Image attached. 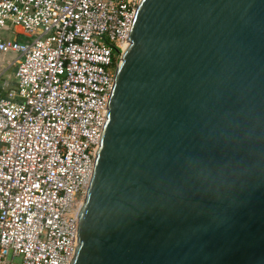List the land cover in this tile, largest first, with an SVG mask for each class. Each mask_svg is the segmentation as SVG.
Here are the masks:
<instances>
[{
    "label": "water",
    "instance_id": "obj_1",
    "mask_svg": "<svg viewBox=\"0 0 264 264\" xmlns=\"http://www.w3.org/2000/svg\"><path fill=\"white\" fill-rule=\"evenodd\" d=\"M69 264H264V0H139Z\"/></svg>",
    "mask_w": 264,
    "mask_h": 264
},
{
    "label": "built area",
    "instance_id": "obj_2",
    "mask_svg": "<svg viewBox=\"0 0 264 264\" xmlns=\"http://www.w3.org/2000/svg\"><path fill=\"white\" fill-rule=\"evenodd\" d=\"M138 3L0 0V78L13 69L0 86V264L74 258L79 207ZM10 27L35 38L4 40Z\"/></svg>",
    "mask_w": 264,
    "mask_h": 264
},
{
    "label": "rangeland",
    "instance_id": "obj_3",
    "mask_svg": "<svg viewBox=\"0 0 264 264\" xmlns=\"http://www.w3.org/2000/svg\"><path fill=\"white\" fill-rule=\"evenodd\" d=\"M9 25V23H8ZM20 30L14 28V27H10V29L4 33H1V36L4 40H12L14 39L15 37H17L18 40H20L21 42H26V43H29L31 41H33V39L35 38L34 36H25V35H22V34H19L17 36V34L15 32H18ZM13 75V69H10L8 70L7 72H5L3 74V76L0 78V86L3 85L4 81L6 80V76H10L12 77ZM7 89L9 88V84H7ZM10 86H12V82L10 83ZM9 260H11V255L9 256ZM19 259L16 258L13 260V263L17 264L19 263Z\"/></svg>",
    "mask_w": 264,
    "mask_h": 264
}]
</instances>
